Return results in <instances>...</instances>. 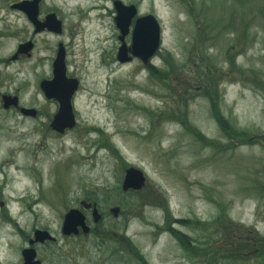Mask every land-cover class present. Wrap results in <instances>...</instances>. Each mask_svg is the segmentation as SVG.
<instances>
[{
	"label": "rangeland",
	"instance_id": "obj_1",
	"mask_svg": "<svg viewBox=\"0 0 264 264\" xmlns=\"http://www.w3.org/2000/svg\"><path fill=\"white\" fill-rule=\"evenodd\" d=\"M17 1L0 0V29L15 31L0 42V55L32 35L25 14L10 8ZM115 1L43 0V10H55L64 31L36 37L34 57L13 65L11 91L19 90L24 105L41 114L0 116V202L7 208L0 207V264L22 260L25 233L35 224L59 239L55 248L39 246L44 264L59 258L63 264H264V91L254 83L264 85V0H120L158 18L162 44L149 64L168 73L165 79L153 77L138 58L118 62ZM217 32L224 35L213 43L209 37ZM59 42L67 49V75L80 80L73 99L77 122L62 134L50 126L59 105L39 85V76L52 75ZM126 42L131 45V35ZM200 46L222 69L229 49L238 47L231 55L243 78L234 73L218 85V110L236 139L195 78L209 64L196 59ZM169 55L177 66L166 62ZM186 97L190 130L169 115ZM130 167L146 176L141 190L122 188ZM83 200L103 212L98 223L88 213L97 232L65 237L64 215ZM159 202H167L174 218L204 224H171L191 237L198 255L159 229L165 223ZM114 233L132 240L139 255L126 246L110 258ZM238 246L244 258H228Z\"/></svg>",
	"mask_w": 264,
	"mask_h": 264
},
{
	"label": "water",
	"instance_id": "obj_2",
	"mask_svg": "<svg viewBox=\"0 0 264 264\" xmlns=\"http://www.w3.org/2000/svg\"><path fill=\"white\" fill-rule=\"evenodd\" d=\"M40 2L41 0H21L12 3L10 7L24 13L37 27V30L47 27L52 32L62 33L63 21L59 19L56 12L48 14L45 23L39 20ZM114 6L117 12L115 20L120 31L119 40L121 42L117 53L118 62L125 64L138 58L144 64H148L156 56L162 44V27L158 18L154 14L139 15L136 5H126L120 0H116ZM129 35L132 40L130 46L126 42ZM31 48L32 42L21 44L18 52H27ZM79 87L80 80L67 75L66 48L61 43L53 66V78L41 83V88L47 99H56L59 103L58 111L50 124L54 131L62 134L75 127L77 121L73 99ZM6 103V105L18 106V98L7 97ZM21 112L32 116L37 114V110L34 108L23 107ZM145 184L146 176L142 170L135 167L126 170L122 187L124 191L141 190ZM80 206L84 210L92 208L94 222L101 221L97 202L83 200L80 202ZM82 211L80 208H71L66 213L62 227L64 235L78 234L80 227L85 232L89 231L86 216ZM113 211L117 212L119 209L115 208ZM45 240H54V237L48 230H37L35 238L30 243L44 242ZM22 254L23 264H41V261L36 259L37 253L33 247L24 249Z\"/></svg>",
	"mask_w": 264,
	"mask_h": 264
},
{
	"label": "flooded vegetation",
	"instance_id": "obj_3",
	"mask_svg": "<svg viewBox=\"0 0 264 264\" xmlns=\"http://www.w3.org/2000/svg\"><path fill=\"white\" fill-rule=\"evenodd\" d=\"M42 4H43V0H41V2H40V11H39V16L38 17H39V20L42 23H45L47 15L52 13V12H55V10L46 9V11H45V10H43ZM10 6H11V4H10ZM16 11H18V10H16ZM26 18L28 20L29 27L31 28L32 35L29 38L19 42L17 44L15 52H13V53H5V54L2 53L0 55V116L8 115V114L12 113L14 110H16V112H20L25 117L36 118L39 114H41V111L36 109L35 107L25 106L24 105L19 90H16L15 92L11 91L10 86H11L12 81H13V65L14 64H20V63H25L27 61H30L34 57V54H35V51H36V48H37L36 37L42 36V35H45V34L46 35H59V34L50 31L47 27L43 28L41 30H37V27L29 20V18L27 16H26ZM3 22H5V24H6V21H3ZM6 26H7V24H6ZM63 31H64V28H63ZM62 33H60V34H62ZM13 34H15V31L8 30L7 28H1L0 29V42L4 38H8V37L12 36ZM28 42H32V48L29 51H27V52H18V49H19L20 45L28 43ZM61 43L62 42H59L57 44V50L55 49V47H54V50H52V56H51L52 75L50 77H44L42 75L39 76V80H40V84L39 85H40V89H41L42 93L44 94V96H45V93H44L43 89L41 88V83L44 80H51L53 78V66H54V62H55V59L57 57L59 46H60ZM65 48H66V46H65ZM66 57H67V49H66ZM7 97H17L18 98V106H14L13 104L6 105L8 103V102L6 103V98ZM45 98L47 99L46 96H45ZM47 100L55 101V102L58 103V101L56 99H51V100L47 99ZM58 105H59V103H58ZM23 107L34 108V109L37 110V114L35 116L25 115V114H23L21 112V108H23ZM2 166L3 165H1L0 168H2ZM4 206H6V204H5L4 201L1 200L0 207L3 209ZM81 209L83 210L82 212L86 216V222H87V224H88V226L90 228L89 231L85 232L80 227L78 234H74V233L71 234V235H64L63 234L65 237L69 238V237H72V236H74V237L89 236V235L95 234L97 232L96 227H98V226H96V225L92 226L91 225V220L88 217V213H91V219L94 222L92 208L85 209V210L83 208H81ZM98 209H99V207H98ZM2 211H7V208L3 209ZM99 212L101 214V220H102L103 219V212L100 211V209H99ZM112 212L115 213V215H116L119 211H117V212L112 211ZM66 213H65V215H66ZM65 215H64V218H65ZM3 217L6 218L4 215H3ZM9 219L10 220L12 219L11 216L9 217ZM63 222H64V220H63ZM62 227H63V224H62ZM37 230H46V229L44 227H42V226H39L38 224H35L34 227H33V230L31 232L27 231L25 233V241L28 242V246L22 248L21 254L23 253L24 249L29 248V247H33L36 250V253H37L36 259H39L41 261V264H44L43 259H41L39 257V253H38L39 246L40 245H44V246L54 247L55 248L56 245L58 244L59 239H58V237L53 236L54 240H45L44 242H40L39 241V242H35V243L31 244L30 242H31V240H33L35 238V232ZM62 233H63V231H62ZM115 234L116 233H114L113 236H112L114 238V240L113 241L112 240L108 241L110 245H115V247H116V248L113 249V251H111L112 256L110 258H113V257L118 258L120 255H123L124 250H126V246L128 247L127 248L128 252H131L134 256H138L139 255V251L138 250H137V253H135L137 247L136 248L134 247L135 245L133 244L132 240H130L126 235H121L120 238H119ZM192 245H194L193 242H192ZM181 246L183 247L182 244H181ZM194 246H197V245H194ZM185 251L188 253L187 250H185ZM197 252H198V250H197ZM115 261H117V260H115ZM65 262L66 263H64V264H71V263H69L71 261H65ZM23 263H24V259H23V254H22V260L18 264H23ZM54 264H63V262H61L60 258H59L57 261L54 262Z\"/></svg>",
	"mask_w": 264,
	"mask_h": 264
},
{
	"label": "trees",
	"instance_id": "obj_4",
	"mask_svg": "<svg viewBox=\"0 0 264 264\" xmlns=\"http://www.w3.org/2000/svg\"><path fill=\"white\" fill-rule=\"evenodd\" d=\"M221 23V22H220ZM223 24V23H222ZM228 24V23H227ZM226 24V25H227ZM225 25V26H226ZM229 28V33H231L232 26L230 27V25H227ZM224 27V26H223ZM222 35H224V33L220 34V33H215L213 35H211L209 38L212 39L211 41L213 43H216L221 37ZM205 44V41L202 40L201 44ZM239 47V45H238ZM238 47H232L229 49L228 51V55L226 57L227 62H228V68L227 69H222L220 68L216 63H214L211 59V57L209 55L204 54L203 52V47L200 46L196 53L201 52L202 55L197 54L196 55V59H199L200 62H202V60H206L205 62H208L209 64L207 65L208 67L204 70V76L202 75L199 79L197 77H195L198 80V84L199 86L203 89V92L205 95L209 96L213 109H214V115L215 117L221 122L222 126H224V131L229 132L228 135L234 139H236V135L238 134L234 128H230L229 129L231 131L227 130V126L225 123V118L223 117V115L220 113V111L218 110V105H219V89L220 87H218V85L220 83L223 82L224 79H226L227 77H232L234 73H241V69L237 68L236 66V62L235 59L232 57L231 52L232 50H234L235 48L238 49ZM235 49V50H236ZM241 50V49H240ZM240 50L238 52H240ZM166 62H168V64L170 65L171 68L177 66L175 59L172 55H169V58H165ZM196 64V63H195ZM200 64V63H199ZM203 63L200 64V66ZM148 70L150 71L151 74H153V77L158 78V79H165L168 77V73L166 75L165 71H160V69L156 68L154 65L152 64H148L147 65ZM201 70V69H199ZM236 70V71H234ZM234 71V72H233ZM241 76L243 78L244 74L243 72L241 73ZM254 83L256 84V87H262L261 90L264 91V85L260 80L254 81ZM174 98V97H173ZM183 98V97H182ZM187 98V97H186ZM184 98V100H181V102H178V112H174V114H169L170 116H172V119L174 121L179 122L180 124L186 126L189 130L190 127H188V120L186 118V114L183 111V107H185L188 104V98L186 99ZM219 111V113H218ZM160 115V114H159ZM159 118V117H158ZM191 131L193 132V134L203 140L201 138V134L199 132H197L196 129H192ZM240 135V133H239ZM95 199H97V197H95ZM98 202H101V200H96ZM160 206L164 209L165 211V223L163 226H160L159 229L164 230V231H168L171 232L175 237L178 238V240L180 241V243L183 245L184 249L188 251V253H190L191 255L194 253L196 255H198L197 252V248L192 245V239H190V236H187L184 232L180 231V230H176L174 228L171 227L172 223H178L181 225H188V226H192L195 225L196 227H202L204 228V224L201 221H196L195 223L192 222L191 220L185 219V218H174V216L172 215V213L169 211L168 208V204L167 202H159ZM229 227H230V223H228ZM240 248V246H238L237 249L233 250V252L227 256L228 258H232L234 256H241L242 258H244V256L238 251V249ZM245 258H247V256H245Z\"/></svg>",
	"mask_w": 264,
	"mask_h": 264
}]
</instances>
